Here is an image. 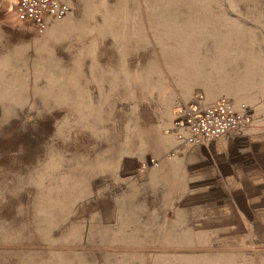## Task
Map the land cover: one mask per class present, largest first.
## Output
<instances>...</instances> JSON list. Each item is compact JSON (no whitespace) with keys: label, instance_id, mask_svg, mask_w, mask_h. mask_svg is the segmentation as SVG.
Masks as SVG:
<instances>
[{"label":"rangeland","instance_id":"rangeland-1","mask_svg":"<svg viewBox=\"0 0 264 264\" xmlns=\"http://www.w3.org/2000/svg\"><path fill=\"white\" fill-rule=\"evenodd\" d=\"M195 16L219 39L188 68L175 31ZM219 41L264 63V0H78L42 31L0 0V264H264V176L205 191L172 130L230 98L250 123L233 148L264 165V80L222 86Z\"/></svg>","mask_w":264,"mask_h":264},{"label":"built area","instance_id":"built-area-1","mask_svg":"<svg viewBox=\"0 0 264 264\" xmlns=\"http://www.w3.org/2000/svg\"><path fill=\"white\" fill-rule=\"evenodd\" d=\"M78 0H13L16 17L42 31L49 22L67 15ZM202 96L181 109L172 127L173 134L182 145H204L229 136L246 124L245 109H236L232 100L221 97L204 104ZM158 165L155 159L143 163Z\"/></svg>","mask_w":264,"mask_h":264},{"label":"crops","instance_id":"crops-1","mask_svg":"<svg viewBox=\"0 0 264 264\" xmlns=\"http://www.w3.org/2000/svg\"><path fill=\"white\" fill-rule=\"evenodd\" d=\"M249 124L235 131L236 134L233 138L225 136L204 145H183L185 148H190L188 154L194 151L197 156L193 159H183L182 167L183 169L185 167L192 168L191 171L194 172L193 175L196 179L204 181L205 191H224L230 187L233 188L232 183H234L235 189H239L241 185L242 188L256 187L254 182L259 180V176H264V165L255 160L254 154H248L245 151L239 153L237 149L233 148L235 141H238L241 137L240 134L242 135V132L246 131ZM226 183H229L230 186H227ZM201 192L204 191L201 190Z\"/></svg>","mask_w":264,"mask_h":264},{"label":"bare ground","instance_id":"bare-ground-1","mask_svg":"<svg viewBox=\"0 0 264 264\" xmlns=\"http://www.w3.org/2000/svg\"><path fill=\"white\" fill-rule=\"evenodd\" d=\"M198 18L195 16L197 21L191 20L186 24L180 23L176 29L177 31H175V34L180 35L181 38L175 43L174 48L183 53L188 68L197 66L199 60L196 47L199 40L207 32L213 33L217 40L219 39V29L216 25L213 24L210 28H206V24L210 23L208 21H200ZM50 27V30L55 29L53 25ZM241 58L246 59L245 73L229 78L226 66H233ZM259 59L251 51L230 45L227 46V43L219 41L214 53L208 57V60H205L211 65V76L222 80V86L235 95L237 90L246 89L254 84L253 80L248 79L252 74V77H260L264 80V63ZM203 102L205 103V101Z\"/></svg>","mask_w":264,"mask_h":264}]
</instances>
